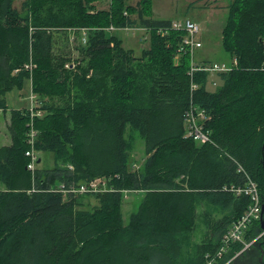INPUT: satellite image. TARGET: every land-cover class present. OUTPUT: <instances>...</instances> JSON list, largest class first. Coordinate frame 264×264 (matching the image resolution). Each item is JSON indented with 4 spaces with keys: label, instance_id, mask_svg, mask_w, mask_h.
I'll use <instances>...</instances> for the list:
<instances>
[{
    "label": "trees",
    "instance_id": "obj_1",
    "mask_svg": "<svg viewBox=\"0 0 264 264\" xmlns=\"http://www.w3.org/2000/svg\"><path fill=\"white\" fill-rule=\"evenodd\" d=\"M16 1L0 0V110L27 84L37 105L10 110L12 143L0 146V264H207L250 204L231 187L249 176L264 197V0L228 5L223 45L237 65L215 74L216 90L209 72L191 73L186 32L155 19L152 0ZM111 26L147 30L150 46L136 56ZM193 104L211 142L187 135ZM128 132L144 142L141 167ZM33 149L53 167L30 170ZM98 178L108 191L65 192ZM128 193L144 197L126 221ZM260 232L254 221L246 240Z\"/></svg>",
    "mask_w": 264,
    "mask_h": 264
},
{
    "label": "rangeland",
    "instance_id": "obj_2",
    "mask_svg": "<svg viewBox=\"0 0 264 264\" xmlns=\"http://www.w3.org/2000/svg\"><path fill=\"white\" fill-rule=\"evenodd\" d=\"M232 0H152L153 17L155 19L164 20H186L190 19L198 23L200 31L197 34V39L203 43L201 48L195 51L194 59L197 62L204 60L212 61L220 65H231L233 59L225 51L223 45V31L227 24L229 9L228 5ZM112 0H103L98 3L101 9H108ZM138 0H129V5H136ZM15 6L21 8V1H16ZM113 34L123 41V46L126 49L133 50L136 56H141L143 50L150 46V33L141 28L116 29L111 30ZM212 90H216L213 88ZM31 89L27 84L23 90H14L7 95L9 108L6 111L0 110V142L8 134V117L10 115V107H31ZM37 99V98H36ZM37 105V104H36ZM133 137V150H131V161L135 166L141 167L145 160V145L143 140L137 133L128 132V138ZM43 163L39 164L42 168H51L54 164V154H42ZM143 194L128 193L127 199L124 202V217L129 221L130 215L136 212L143 200ZM89 203V201H86ZM91 205L85 206L92 208L97 206L99 202L96 199H91ZM222 217V216H221ZM216 215V218H221ZM201 223V235L204 236L205 224ZM257 237V236H256ZM254 237L253 239H255ZM251 239V240H253ZM256 243V242H255ZM254 243V244H255ZM253 244V245H254ZM259 243L251 246L246 255L241 256L234 261L233 264H259ZM247 249V250H248Z\"/></svg>",
    "mask_w": 264,
    "mask_h": 264
},
{
    "label": "built area",
    "instance_id": "obj_3",
    "mask_svg": "<svg viewBox=\"0 0 264 264\" xmlns=\"http://www.w3.org/2000/svg\"><path fill=\"white\" fill-rule=\"evenodd\" d=\"M172 29L174 30H182L186 32V36L183 40V46L180 48L179 52L184 51L186 49L190 50L192 55V64H191V73L193 74L196 71H205L209 72L211 75H215L221 72H228L233 69L234 66L237 65V60H234L231 65L223 64L220 65L218 63H201L197 62L194 59L195 51L198 48L203 46V43L197 39V34L200 31V26L197 22L186 19V20H176L172 22ZM110 30H116L114 26L109 28ZM130 29V28H125ZM142 29V28H141ZM145 30V29H144ZM162 35L166 34V31H160ZM216 85V84H214ZM198 85L193 83L192 90H197ZM32 100V110L35 108L37 101L36 96L31 94ZM207 119L206 111L204 109H200L196 107L194 104L191 107V110L188 112L186 116V122L188 127V136L193 137L194 140L198 141L201 144H205L211 142V135L208 130L205 129L204 120ZM36 132L32 131L30 144L34 146V138ZM28 155L31 157V162L28 165V168L32 171H35L38 167L39 153L34 149L28 152ZM231 192L236 196H246L250 199V204L245 213L236 220L228 232L224 234L222 238V246L217 251V253L208 260L207 264H229L231 260L222 261L224 258V254L227 249L234 243L243 244V248L237 252L234 257L239 256L241 253L245 252L248 248H250L255 242L258 240L264 239V230L261 229V232L257 235V237L253 240L247 241L246 234L254 221H260L262 219V207L264 203V197H262L260 186L258 182L253 180L251 177L247 176V181L244 185L240 186H232ZM71 193H100L108 191L106 187V182L102 178H98L90 183L81 184L77 188H72L69 190H65V192Z\"/></svg>",
    "mask_w": 264,
    "mask_h": 264
},
{
    "label": "crops",
    "instance_id": "obj_4",
    "mask_svg": "<svg viewBox=\"0 0 264 264\" xmlns=\"http://www.w3.org/2000/svg\"><path fill=\"white\" fill-rule=\"evenodd\" d=\"M227 8H228V7H227ZM214 84L217 85L216 75H211V77H210V83H209V89L212 90L213 88H215L216 85H214ZM11 109H12V108L10 107L9 111H10ZM7 121H8V125H9V123H10V115H9ZM7 129H8V126H7ZM8 131H9V129H8ZM2 140H4V141L0 142V146L11 145V143H12V139H11L10 133L8 132L7 135L5 134V137H4ZM0 141H1V140H0ZM42 163H43V162H42ZM0 188H1V186H0ZM137 194H143V193H137ZM143 195H144V194H143Z\"/></svg>",
    "mask_w": 264,
    "mask_h": 264
},
{
    "label": "water",
    "instance_id": "obj_5",
    "mask_svg": "<svg viewBox=\"0 0 264 264\" xmlns=\"http://www.w3.org/2000/svg\"><path fill=\"white\" fill-rule=\"evenodd\" d=\"M38 163H41V159L38 160ZM261 229L264 230V203H263V207H262V219H261Z\"/></svg>",
    "mask_w": 264,
    "mask_h": 264
}]
</instances>
